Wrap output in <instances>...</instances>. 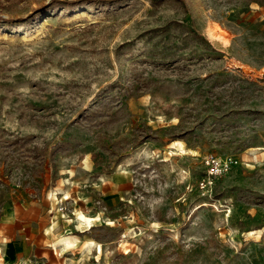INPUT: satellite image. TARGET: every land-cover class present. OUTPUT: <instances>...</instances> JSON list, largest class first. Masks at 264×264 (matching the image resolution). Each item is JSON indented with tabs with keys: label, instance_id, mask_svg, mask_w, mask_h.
Wrapping results in <instances>:
<instances>
[{
	"label": "rangeland",
	"instance_id": "rangeland-1",
	"mask_svg": "<svg viewBox=\"0 0 264 264\" xmlns=\"http://www.w3.org/2000/svg\"><path fill=\"white\" fill-rule=\"evenodd\" d=\"M262 1L0 0V264H264Z\"/></svg>",
	"mask_w": 264,
	"mask_h": 264
},
{
	"label": "crops",
	"instance_id": "crops-1",
	"mask_svg": "<svg viewBox=\"0 0 264 264\" xmlns=\"http://www.w3.org/2000/svg\"><path fill=\"white\" fill-rule=\"evenodd\" d=\"M38 202L39 201L33 200V202H29L26 204H24L23 202L16 204L13 208L8 209V211L5 213V215L2 218L1 224L6 226V225L21 224L23 222H30V221L35 222V224H37L38 226H40L41 223L45 224L46 222L49 221V218H44V214L46 213L45 207L41 203H38ZM51 220L54 226L55 225L54 218H52ZM52 223L50 226H48V224L47 226H44L43 229H45V232H48L49 227H53ZM27 232L29 233V235L33 234V231H31V229L30 231L28 230ZM65 237L67 236H63L62 238H60L62 242H60L58 245H62L63 242L65 243V240H64ZM45 238H47V233L41 232L35 237V239L33 238L34 240L33 242L34 244L39 243L40 241H44ZM69 239L72 241V243L70 244L65 243L67 246H70L73 244V240L71 238ZM27 244L28 243L25 240L22 243V247H21L25 254L27 253ZM34 244H33V247H35ZM34 252H33L34 255L42 254L46 256L47 250H45V247L42 246V244H39L38 246L34 248Z\"/></svg>",
	"mask_w": 264,
	"mask_h": 264
},
{
	"label": "built area",
	"instance_id": "built-area-1",
	"mask_svg": "<svg viewBox=\"0 0 264 264\" xmlns=\"http://www.w3.org/2000/svg\"><path fill=\"white\" fill-rule=\"evenodd\" d=\"M237 161L233 156H227L220 159L214 154L207 155L205 158V163L208 168L209 175H219L227 170L232 164Z\"/></svg>",
	"mask_w": 264,
	"mask_h": 264
},
{
	"label": "bare ground",
	"instance_id": "bare-ground-1",
	"mask_svg": "<svg viewBox=\"0 0 264 264\" xmlns=\"http://www.w3.org/2000/svg\"><path fill=\"white\" fill-rule=\"evenodd\" d=\"M211 35L215 36V34H213V33ZM78 219L83 221V222H86L88 224V223H91V221L93 220V217L86 215V213L85 214L84 213H79ZM64 240H65L66 244L72 243V241L69 239V237H65ZM54 249H55V251L58 250L56 245H54Z\"/></svg>",
	"mask_w": 264,
	"mask_h": 264
},
{
	"label": "trees",
	"instance_id": "trees-1",
	"mask_svg": "<svg viewBox=\"0 0 264 264\" xmlns=\"http://www.w3.org/2000/svg\"><path fill=\"white\" fill-rule=\"evenodd\" d=\"M262 4H264V1H262Z\"/></svg>",
	"mask_w": 264,
	"mask_h": 264
}]
</instances>
